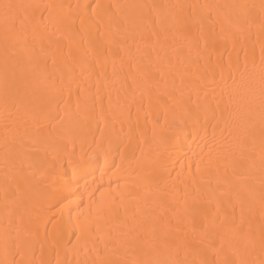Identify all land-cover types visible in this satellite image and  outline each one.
I'll list each match as a JSON object with an SVG mask.
<instances>
[{
	"label": "bare ground",
	"instance_id": "6f19581e",
	"mask_svg": "<svg viewBox=\"0 0 264 264\" xmlns=\"http://www.w3.org/2000/svg\"><path fill=\"white\" fill-rule=\"evenodd\" d=\"M0 264H264V0H0Z\"/></svg>",
	"mask_w": 264,
	"mask_h": 264
},
{
	"label": "snow or ice",
	"instance_id": "6c2138e0",
	"mask_svg": "<svg viewBox=\"0 0 264 264\" xmlns=\"http://www.w3.org/2000/svg\"><path fill=\"white\" fill-rule=\"evenodd\" d=\"M69 164L73 166V174L75 176L76 175V172H77V167L72 164V161H69Z\"/></svg>",
	"mask_w": 264,
	"mask_h": 264
}]
</instances>
